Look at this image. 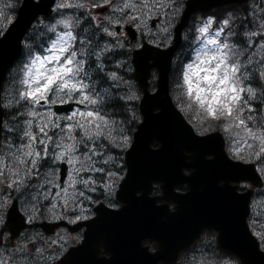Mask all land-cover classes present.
<instances>
[{"label":"snow or ice","instance_id":"1","mask_svg":"<svg viewBox=\"0 0 264 264\" xmlns=\"http://www.w3.org/2000/svg\"><path fill=\"white\" fill-rule=\"evenodd\" d=\"M85 6L81 0H61L58 7L74 9ZM90 6L107 7L110 10L103 18L91 16V21H98L96 30L111 37V41L93 44L95 33L92 36H80L73 31L71 17L63 20L65 31L57 35L50 50L53 52L50 58L56 61L53 74L46 83L36 87L29 86L14 97L17 104L25 102L21 105L25 110L19 113L22 119L8 129L20 143L9 144V155H0V209L8 207L13 192L34 189L29 221L36 219L37 204L43 201H48L50 212L59 208L65 214L69 211L74 213L70 222L87 220L92 209L86 207L85 202H96L90 193H110L115 188L119 172L123 169L117 166L118 171H112L108 167L116 159L109 153V147L118 145L123 140H118L114 134L115 121L103 109L104 96L87 82L89 76L86 64L89 58L95 57L92 63L103 71L106 56L114 49L124 47L121 42L125 38L124 33L110 30L112 25L131 22L138 29L150 33L148 21L165 7L174 9V0H96ZM4 18V12L0 11V32L4 28ZM213 22L209 18L208 25ZM230 23L229 19H224V27L217 30V36L224 33L225 29H228L230 36L235 35L231 32ZM162 31L166 33L167 28ZM199 31L207 33L209 28L206 25ZM11 34L4 36L0 42L6 41ZM242 35L240 43L244 45L243 48L230 43L228 39L221 41L213 37L208 41L216 51L205 62H216V66L206 71L217 75L206 76L205 79L211 83L219 78L217 92L226 96L221 109L210 107L208 114L214 119L222 114L228 121L225 129L231 128L233 124L242 126L248 138L259 142L256 146L258 150L254 148L252 154L264 163V126L258 129L253 126L254 121L260 124L261 119H264V113L259 117L256 115L258 109L253 104L257 100L264 103V16L256 22L255 30L245 31ZM77 44L80 46L77 47ZM136 46L141 47L139 43ZM253 48H258L259 51L255 52ZM146 62L145 60L144 63ZM138 69L142 71L139 64ZM221 72L222 77L219 76ZM106 77L116 82L117 87L119 83H124L117 71L108 72ZM188 82L189 78L185 73V83ZM24 83L29 84L28 81ZM253 83L257 87H253ZM220 85L226 87L221 88ZM103 91L108 93L109 90ZM55 104L68 105L70 108L72 105L83 107L71 108L70 113L58 115L50 107ZM249 147L253 148L254 145ZM236 154H239V150H236ZM60 164L70 166L66 171V179L63 180L60 176ZM23 219L20 217L21 221ZM0 227H6L4 215H0ZM255 235L264 240V234L257 232ZM43 251L36 248V253L41 258H44ZM0 264L7 262L0 259Z\"/></svg>","mask_w":264,"mask_h":264},{"label":"water","instance_id":"2","mask_svg":"<svg viewBox=\"0 0 264 264\" xmlns=\"http://www.w3.org/2000/svg\"><path fill=\"white\" fill-rule=\"evenodd\" d=\"M233 1V0H196L188 9L186 16L193 10L205 6L216 5L221 2ZM44 5L47 3L44 2ZM31 15L22 17L21 25L17 27V23L8 31L5 35L12 33L6 41L0 42V66H7L19 53L18 48V33L26 27L30 20ZM22 36V35H21ZM20 36V38H21ZM176 46L168 49L164 53L169 55L165 58V63L162 65L164 72L163 77L160 79V85L158 91L154 94H150L146 89L145 96L141 102V109L144 113V121L140 124L138 131L136 132V141L127 153V162L129 164V174L125 178L122 189L123 194L128 193L124 198L130 204L128 205V211L134 208L132 193H135L136 188H142L141 183L143 179L152 180L154 178L165 180L166 191H174V184L176 182L188 181L192 185V191L187 196H192L193 192L198 191V187L195 185L197 178L202 174L203 166L198 172L192 176L185 177L178 180V175L174 170L176 169L179 161L181 160V151L184 148L189 150H197L200 147V143L204 139H198L193 134L190 126L185 122L181 113L175 109L168 88V72L170 68L171 57ZM141 55L137 54V62L141 63ZM144 63V61H143ZM136 64V55H135ZM137 65V64H136ZM138 68V67H137ZM150 69L140 71L138 69L139 76L141 78L142 85L146 87V77L148 76ZM1 82V79H0ZM155 106H161V111L158 113L153 112ZM72 108V106H71ZM69 110L68 105H58L56 110ZM179 116V117H178ZM1 119L2 111L0 110V135H1ZM183 124H182V123ZM158 139L162 142V145L158 149H152L150 141L152 139ZM214 162L215 160H210ZM209 162V163H212ZM182 163V162H180ZM214 180L211 182H204L211 187V197L214 199L219 198L221 192H232L233 195H229L226 199V204L223 203L220 206H211L210 212L202 213L194 211L190 214V218L193 219L195 224L199 226H215L220 230L219 241L228 249L237 253L241 259L246 261V264H264V253H260L258 250L259 243L255 237L250 233L248 225L246 223V216L248 213V198L240 199L235 195L234 187H220L217 183L220 177H223V171L219 172L218 165L212 166ZM228 170L231 171L232 179L239 180L238 178H249L259 183V176L255 172L253 166L243 164L240 162L228 161ZM64 176V172H63ZM174 176H176L175 181ZM230 177V176H229ZM241 179V178H240ZM173 181V182H172ZM194 181V182H193ZM141 182V183H140ZM231 199L234 202H231ZM15 209V208H14ZM140 213V211L138 212ZM137 213V215H138ZM126 214V210L124 211ZM16 216L13 210L10 214V218L14 221L13 217ZM128 218H132L129 216ZM204 218L203 220H200ZM112 221L108 222L110 224ZM130 224L131 221H129ZM191 223V222H190ZM18 224V223H17ZM191 225V224H190ZM244 261V262H245ZM132 264V263H123Z\"/></svg>","mask_w":264,"mask_h":264},{"label":"clouds","instance_id":"3","mask_svg":"<svg viewBox=\"0 0 264 264\" xmlns=\"http://www.w3.org/2000/svg\"><path fill=\"white\" fill-rule=\"evenodd\" d=\"M60 2L61 0H57V3L55 5V8L57 10L60 9L58 7ZM25 3H26V0H7V3L4 5V8L0 9V11H3L5 14L3 24L11 25L13 22H16L17 27H19L21 25L22 13L24 10ZM33 3L39 5L41 3V0H33ZM52 6H53L52 2L49 3L46 6L47 10L49 8H52ZM41 12H47V11L37 12L35 16ZM70 17L72 18L73 29L79 28L81 24V20L76 19L75 17H72L71 15H68V14H61L59 17L54 18L50 23L45 22V21H41V23L44 25V28L48 32H56L58 26L65 27L62 21ZM28 25L24 27L23 30L20 31V33H18V48L20 47V45H23L27 62L23 65V67H21L18 70V80L16 81V83L21 86L26 85L27 87L29 86L36 87L37 85L46 83L48 78L53 74L52 69L56 66V61L50 58L53 55V52L50 50L52 49L53 41H55L56 38L51 40L50 47L43 49L45 54H41L40 51L36 50V48L33 45V42H27L25 39L20 38L21 35H26L24 30L28 28ZM2 35H3V31L0 32V36ZM40 47L43 48V45H40ZM134 47H137V46L134 45ZM215 51H216L215 47L213 46L211 48L206 47L204 51H202L201 53H197L196 61L194 63H189L187 65V71L183 73L184 81H185V73H187L188 78H189V82L186 83L187 84V100H186L187 107L192 108L195 106V109L198 112H202V117H201L202 122L203 121L207 122L203 126L197 128V132H199L200 135L195 136V137L198 139H208L209 137H211V136H204V133L208 132L211 128L216 126L215 122L222 121L223 123L221 126L224 128H225V125L228 123V121L223 118L222 114L218 115V117L215 119L209 116L208 114V109L210 107H215L218 110H220L222 107V102L225 101L226 99V96L224 93L218 94L217 92V84H219V78L216 81L211 82V83L209 82V80L205 79L206 76H216L217 75L216 73L206 71V69L208 68H215L216 62H212V63L205 62L207 61L209 56H212L215 54ZM137 53H136V64L138 67ZM139 53L142 58L139 66L142 68V70L159 69L161 77H163L164 72L162 70V65L165 63V58L169 54L161 52L158 48H147V47H145L143 51ZM145 60L147 62L143 63V61ZM117 64L118 66H121V67L123 66L122 61H118ZM126 71L128 72L134 71L133 66L131 64H128ZM219 76L222 77L223 72H221ZM24 81H28L29 84H25ZM32 81H35L36 83H31ZM124 83L126 84L128 82L124 81ZM220 87L223 88L226 86L220 85ZM23 91L24 90H20L19 92H23ZM53 95H55V92H53ZM9 105L10 103L8 101V103L5 104V106H9ZM182 110L186 111V109H182ZM114 121L116 125L115 135L118 138V140H123L122 143H119L118 145H114V146L117 148L124 149L128 153L129 150L132 149L136 141V137H137L136 129L127 128L122 121H119V120H114ZM253 126L256 127L257 129L261 126H264V119H261L260 124H256V122L254 121ZM3 155H9V153L5 152ZM223 156L226 157L228 161L233 162V159H230L228 155L223 154ZM233 156L234 158L244 159V157L238 156L235 153L233 154ZM117 166H119L118 162H117ZM128 169H129V166H128ZM125 171L128 176L129 170H125ZM122 179L123 177L120 176L116 180L117 186L119 185V182ZM108 195L114 198L115 188L110 193H108ZM10 203L11 202H9V204ZM6 213H7V207L0 209V215L5 216ZM92 215H95V213L91 212L88 218ZM258 251L260 253H264V250H258ZM13 264H22V262L13 261ZM245 264H246V261H245Z\"/></svg>","mask_w":264,"mask_h":264},{"label":"flooded vegetation","instance_id":"4","mask_svg":"<svg viewBox=\"0 0 264 264\" xmlns=\"http://www.w3.org/2000/svg\"><path fill=\"white\" fill-rule=\"evenodd\" d=\"M85 9L83 13H90L91 3L86 2L85 3ZM109 9L107 7L102 8L103 15L101 18L109 14ZM81 13V11H80ZM88 22H92V24L95 26L98 23V21H91V17ZM92 25V29H94ZM129 26H135L134 23L131 22H125L123 24H114L111 26L110 30H115L117 32H123L124 33V39H122V43L124 44L123 48H116L113 50V52L109 53L111 56L108 60V65L105 69V71L110 70L112 68L120 70L121 67L118 66L117 62L122 61L123 65H125L124 61L127 58V55H132L134 49L137 47H134L135 42H131L127 39V28ZM136 27V26H135ZM103 36V41L100 43H106L111 41V37L105 36L102 32H100ZM141 33V32H140ZM142 35V34H141ZM169 36V31L165 33V37ZM144 39H148V36L144 33L143 34ZM107 39V40H106ZM162 194L161 191L159 192H151V195L153 196H160ZM166 200H163L162 198L157 199V203H165ZM21 206V210L27 215H31V212L29 211V208L31 206ZM138 206L142 205V202H137ZM169 205L171 207V210H175V204L173 202H169ZM38 213L37 217L34 220L29 221L30 222V228L34 229L35 231H24L22 233V237L27 240H32L33 242L27 243V248H24V255L26 258V262L23 264H59V262L65 258L70 252L76 250L83 242V238L85 236V227L77 230L72 231L69 230L67 227H59L51 232H44L41 229H38L35 226L40 227L39 220H55L59 216L56 212H50L44 215V217H39L40 213V207L37 204ZM137 210L140 211L139 208ZM60 211H62L60 209ZM49 212V211H48ZM74 213L71 211L67 212L66 214L62 212V216L58 219H63L70 224H74L75 222H70V219L73 217ZM6 219V218H5ZM168 220V219H167ZM35 222V223H33ZM50 229L51 227H47ZM2 229H8V227H2ZM49 231V230H47ZM214 232V231H213ZM212 231H204L200 237V239L195 242L192 246L187 248V251H184L179 256L176 264H187V262H191L195 258L194 254L199 257H206L210 260H216L217 258V240L211 235L213 233ZM134 234L138 237L144 236L145 233L142 231L134 230ZM216 237V236H215ZM103 244V245H101ZM144 244H146L150 250L154 251L157 249L158 245L153 240H145ZM101 245V246H100ZM36 248L43 249V257L37 255ZM189 249V250H188ZM221 252V251H220ZM27 253H30L27 254ZM111 257V253L106 249L105 242H96L93 245L88 246L86 249L81 250V248L78 250L77 253L67 257L68 264H91V263H100L102 261L107 260ZM164 264H169V261L163 262Z\"/></svg>","mask_w":264,"mask_h":264},{"label":"rangeland","instance_id":"5","mask_svg":"<svg viewBox=\"0 0 264 264\" xmlns=\"http://www.w3.org/2000/svg\"><path fill=\"white\" fill-rule=\"evenodd\" d=\"M6 3H7V0H0V9L4 8V5ZM206 25H199V30L201 28L205 27ZM6 26H7V24H4L3 33H4L5 29H6ZM207 26H209V25H207ZM149 28L151 29V26H149ZM199 30H198V32H199L198 35L200 34V36H201V38H200L201 39V42L193 50V56H192V58L188 59L187 61H185L183 63V68H182V70L180 69L181 72H177V70H179V68H180V66H182V64L180 66L177 65L176 72H175V75H174V85H173V88H172L173 89L172 91H173V94H174L175 99H177L178 103L182 106L183 109H186L191 114H193V112H195V106L192 107V108H188L187 107V103H186V100H187V84L185 83V81L183 79V73L185 71H187V65L189 63H194L196 61V55H197V53H201L202 51H204L206 49V47L207 48L213 47V45L209 44L208 41L210 39H212L213 37L218 38L216 32L215 33H212L211 31H208L207 33H202ZM153 32H154V30L151 29V32L150 33H153ZM147 33H149V32H147ZM26 62L27 61H26V56H25V58L22 59V64L21 65L20 64L17 65V67L13 71V74H17L18 69H20L21 67H23V65ZM17 80H18V78L15 80L14 83H12V84L9 85L8 92L5 94L8 97V101H12V103L9 106H7V109L9 110V116H8V121H10L9 127H11L12 125L18 123V121L20 119H22V117L17 116V113L14 112V111L16 109H18V108L21 109V110H25L24 107L21 106L25 102L22 101L20 104H17L15 102V100H14V97H16L17 93L20 90H25L27 88V86L26 85H24V86L18 85L16 83ZM109 87L110 86H106V87L103 88V90L104 89H107ZM131 90H130L129 93H125V98L128 101L133 102L134 99H135L134 98L135 93H131ZM11 109H12V111H10ZM12 113H13V115H12ZM201 117H202V115H198V116L195 115V114L192 115V119L195 121V124L197 125V127H201V126H203L204 124L207 123L206 121H203L202 122ZM222 123H223L222 121L221 122H215V125L216 126H214L213 128H221L222 127L221 126ZM124 125L127 127L126 123H124ZM8 129L9 128H7V131H8V134H9V130ZM225 130L227 131V134H228L227 138H228V141H229L230 151L233 154L234 153L236 154V150H239L238 156H241L242 155V157H250L251 158L252 155H253L252 154V151H253V149L256 146L259 145V142L258 141L257 142H253L250 138H248L247 137V134L245 133V131H244V129H243L242 126L238 127L236 124H233L231 128L225 129ZM249 145H254V147L253 148H250ZM4 148L5 149L2 148L0 150V155H3L5 152H8V145L7 146H4ZM113 157L116 158L115 159V162H116L117 157L114 156V155H113ZM110 165H114V163L113 164H110ZM111 170L114 171L115 168H112ZM0 188H2V183H0ZM33 191H34V189H29V191H25V192H23L21 194L24 197H30L31 195H34V192ZM0 198H2V197H0ZM10 255L12 257H16L18 254H17V252H13ZM1 257H3L4 259H6L7 256H6V254H3V256L0 255V259H1ZM217 264H226V263H217Z\"/></svg>","mask_w":264,"mask_h":264},{"label":"trees","instance_id":"6","mask_svg":"<svg viewBox=\"0 0 264 264\" xmlns=\"http://www.w3.org/2000/svg\"><path fill=\"white\" fill-rule=\"evenodd\" d=\"M109 90V88H107ZM111 98L103 104L104 111L113 119L126 123L127 128L135 127L137 113L131 114L129 105L122 99L119 90H114L108 95ZM113 97V98H112ZM138 109H136L137 111Z\"/></svg>","mask_w":264,"mask_h":264}]
</instances>
